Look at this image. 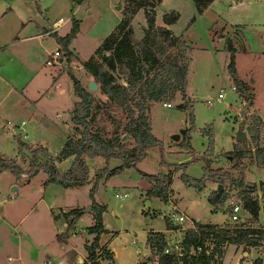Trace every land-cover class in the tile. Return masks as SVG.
Listing matches in <instances>:
<instances>
[{"label": "rangeland", "instance_id": "1", "mask_svg": "<svg viewBox=\"0 0 264 264\" xmlns=\"http://www.w3.org/2000/svg\"><path fill=\"white\" fill-rule=\"evenodd\" d=\"M119 2L121 6L117 10ZM124 7L125 0H83L80 5L73 0H0V80L14 88L12 101H17L34 72L43 69L49 72L51 68L45 66L46 54L60 47L54 35L26 41V38L41 32L36 25L41 24L54 32V22L63 18L66 23L57 30V36L64 37L70 33L72 18L76 19L79 31L70 47L78 59L70 63L64 60L66 67L63 70L73 73L81 86L93 96L90 131L106 141L122 137V145L133 148L135 141L128 134L127 126H134L139 116L135 101L121 108L101 94L97 84V90L90 91L88 84L93 80L82 67V62L93 56L101 42L115 31ZM146 11L152 10L148 8ZM170 11H176L180 16L171 31L181 36L190 48L186 53L190 58L186 88L183 93H175L172 99L146 104L143 114L150 125V133L158 139L160 147L148 149L146 158L135 168L125 169L119 175L101 181L94 194L96 201L106 207L104 226L117 234H113L116 239L112 243L119 255L117 264H138L141 259L147 260L149 249L145 245V234L151 229L165 230V218L172 207L194 225L198 220L201 224L224 227L230 222V205H242V198L248 195L258 202V220L249 222L250 215L245 211L241 219L254 228L264 230V169L244 159L245 168L240 174L232 167L229 156L242 148L235 139L237 127L242 121L245 123L243 132L246 140L243 143L246 150L254 152L257 148H264V0H240L239 3L237 0H220L215 11L207 10L203 14L197 13L192 0H164L154 11L156 27H161L163 14ZM131 27L134 39L141 40L146 27L143 10L132 18ZM15 39L21 41L15 42ZM228 39L236 49L235 68L244 90L235 86L228 75ZM169 53L171 59H175L177 51ZM100 57L95 59L100 62ZM53 68L50 72L55 71ZM118 82L124 83L120 78ZM67 91L70 92L69 87ZM219 94H224L223 100L218 99ZM28 96L32 99V95L28 93ZM57 99L51 104L50 116H53L56 127L53 124L50 133L46 134L42 129L46 126L44 124H49L46 120L33 129L29 124L21 136L14 137L5 125L7 122L20 124L21 119L27 117L10 113L11 116L0 120L1 127H5H0V155L12 160L16 158L14 161L27 171L33 150L31 144L44 140L51 148V156L57 157L64 137L61 119H67V106L74 102L73 99L76 100L74 94L68 100L64 96ZM77 101L80 100L77 98ZM168 104L170 107L165 106ZM189 129L192 130L187 136L183 134ZM175 134L179 135L177 142L171 139ZM123 137L126 139L123 140ZM184 140L192 148V153L185 149ZM210 141H213L212 150L208 147ZM21 142L26 144L24 148H21ZM38 159L43 161L41 156ZM68 160L58 167L60 174L69 169L72 160ZM86 163L92 183L100 169L121 165L120 160L106 162L101 158L86 160ZM183 164L187 165L186 168H178ZM205 167L209 170L206 176ZM138 171L168 177L165 179L168 185L167 204L157 198H147L145 193L153 183L142 180ZM225 173L229 178L221 184L220 176ZM25 177L24 174L16 181L8 171L0 174V264H47L49 260L51 264H68L71 258L78 262L88 238L86 228L90 226L89 217L85 215L78 220L66 242L60 243L56 239L50 245L54 228L63 234L65 224L53 223L49 210L50 207L54 212H59L60 208L86 209L91 185L68 191L55 183L44 185L47 180L44 172H39L27 185L22 184ZM218 186H221L220 191ZM123 194H127V198L119 200L118 196ZM214 194L225 197L216 206L208 203V197ZM174 234L172 236L178 240V232ZM109 238L106 236L104 239ZM67 242L66 249L62 250ZM260 246L255 251L264 254V236ZM240 256L244 257L242 249L229 245L222 257L215 259V264L219 261L222 262L220 264H235ZM256 257L255 252L247 255L248 260ZM261 258L264 262V255ZM101 264L108 263L104 261Z\"/></svg>", "mask_w": 264, "mask_h": 264}, {"label": "trees", "instance_id": "2", "mask_svg": "<svg viewBox=\"0 0 264 264\" xmlns=\"http://www.w3.org/2000/svg\"><path fill=\"white\" fill-rule=\"evenodd\" d=\"M198 14H202L215 0H192ZM80 5L83 0H73ZM162 0H125V7L122 10V19L118 23L115 31L107 36L99 45L94 55L87 61L82 62L84 71L99 86L103 94L111 103L118 107L126 108L130 102L135 101V108L139 116L133 125L127 126L128 134L135 141L133 148H127L122 145V137L113 141H106L98 134L90 131L91 106L93 96L83 88L77 78L68 72L72 83L73 94L80 101L75 104L71 113V122L75 126L74 131L78 138L68 137L65 141L59 155L52 157L43 147H37L30 152L29 168L25 171L21 164L16 161L0 156V174L8 171L19 181L25 174L24 181L27 183L39 172H44L47 176V183H55L64 189L77 188L85 185H91L89 197L91 199L90 211L93 217V225L86 228V232L94 235L90 245L85 246L87 257L83 264H98V258L112 263L113 253L106 247L101 248V255H96L99 248L100 236L106 233L103 225L102 214L106 207L99 205L94 201V194L101 181H106L119 175L125 169L135 168L136 165L147 156V150L159 146L160 142L150 133V125L143 114L148 102H160L164 99H172L175 93H183L186 88V79L188 75L190 58L186 53L190 48L181 36H176L167 28L174 25L180 18L176 11L165 12L162 20L164 26L156 27L154 24V11L160 6ZM151 8V12H148ZM143 10L145 14L146 27L143 30V38L136 43L131 27L132 18ZM79 31V21L72 18V27L70 33L64 37L53 34L57 44L63 50V56L68 63L72 60V52L69 50L71 41L76 37ZM226 49L229 53V63L227 66L230 80L240 90H244L242 82L238 80L235 68L236 49L228 39ZM175 50L177 54L175 59H171L170 51ZM101 56V61L95 59ZM118 78L124 83H119ZM183 131L187 136L189 131ZM213 140V139H212ZM242 148L236 149L231 156V163L234 169L243 174V160L249 159L251 164L264 169V148H257L254 152L246 150L243 142H238ZM26 145H22L24 148ZM184 147L192 153V148L187 140H184ZM210 150L213 149V141L208 144ZM21 150V149H20ZM41 156L43 161L38 158ZM22 155V159H23ZM73 158L69 169L60 174L56 163ZM101 158L106 162L110 160H120L121 165L109 169L107 166L100 169L94 178L93 183L89 179V167L86 160ZM25 161H22V163ZM186 164L178 168H186ZM204 176L208 173V167L204 168ZM142 180L153 183L152 187L145 193L147 198H157L164 204L169 201L168 185L165 179L168 177H158L148 175L138 171ZM228 174L220 176L222 184L228 179ZM186 182V180H185ZM224 196L214 194L208 197V203L216 206L222 203ZM243 210L250 215L251 223L258 220L260 208L256 199L245 195L241 200ZM84 209H71L68 212L61 213L60 216H54V220L60 217L65 223V233L56 235L58 242H66L75 227L78 219L84 214ZM167 231H175L168 218H165ZM264 236V230L250 226L244 219L241 223L233 227L226 224L224 227L204 225L195 223L194 229H188L182 233V239L179 244V251L171 249L170 253L165 254L167 246V236L163 233H148L146 245L151 253V258L140 261L138 264H212L215 259H219L223 254V246L234 245L247 248H255L261 245ZM211 238L213 248L210 254H205V249L201 253H193L197 245H205V240ZM154 259H156L154 261ZM239 264H244L243 260ZM252 264H262L261 259H256Z\"/></svg>", "mask_w": 264, "mask_h": 264}, {"label": "crops", "instance_id": "3", "mask_svg": "<svg viewBox=\"0 0 264 264\" xmlns=\"http://www.w3.org/2000/svg\"><path fill=\"white\" fill-rule=\"evenodd\" d=\"M219 1L220 0H215L208 7V9H206L205 11H207V10L208 11H211V10L215 11L216 7L219 4ZM239 1L240 0H237L238 3H239ZM163 2H164V0H162L161 4H163ZM231 4H233V1H231ZM171 10H173V9H171ZM40 25L41 24H37L36 26H37L38 29L39 28L41 29V32H38L36 35H32L31 37L26 38V41L27 40L31 41V40H35V39H38V40L41 39L42 40V38L44 39L47 35H53V33L57 34V32H58V31L50 32L49 29L45 28L42 25H41L42 27H40ZM160 26H164V24L162 23ZM171 27H172V25L171 26H167V28L170 29V30H171ZM15 40H16L15 42L21 41L20 39H18V40L15 39ZM69 50L72 52V60L78 59V56L76 55L75 51L73 49H71L70 46H69ZM56 51H58L60 53V57H59L58 61L52 63L51 65H47L46 62H47L49 56L52 53L56 52ZM46 57H47V59L45 60V66H47V67H49L51 69L54 67L53 69L55 71L54 72H50L51 69H49V72H46V69H43V70H38V71L34 72L30 83L27 84V86L24 87V89L22 90L21 95L18 97L17 101H12V99H11L12 95L15 92L14 88H12L7 83H3L0 80V120H3L4 117L11 116L10 113L11 114H17V115H23L24 117H27V118L21 119L20 124H17V125L21 126L22 130H21L20 133L17 130H15L13 132L14 137L21 136L25 132V127H27L29 124H32L31 129H33L39 123H41V121H46V120H47L46 122H48L49 124H47V123L44 124L46 126H45V128H42V129L44 130V132L46 134H47V132L50 133L52 131L53 124L56 127V124L54 123V119L52 118L53 116H50V114H52V112H51L52 105L51 104L56 102V101H58L57 98H60V97L64 96V98H66V100H68L71 97V95H73V87H72V91H70V92L67 91L69 85L70 84L72 85V83L70 81L68 73L63 70V67H66L65 66V62H64V60L66 61V58L63 56V50L61 49V47L55 48L53 52H48L46 54ZM66 63H68V62H66ZM28 93L30 95H32V99H30V97L28 96ZM75 99L76 100H74V99L72 100L74 102L70 106H67V110H66L67 113H68L67 119H61L62 120L61 124L63 126L62 130L64 132V137L62 138L63 140L61 141L60 146H59L60 151H61L65 141L67 140V138L69 136L70 137L77 136V134L74 135L76 133L74 131L75 126L71 122V113L74 110L75 104L78 102L76 96H75ZM57 115H59V112L57 113ZM13 117H16V116H13ZM62 117H64V116H62ZM43 119H45V120H43ZM0 124H1V122H0ZM0 127H1V125H0ZM55 127H54V129H55ZM1 128L4 129L5 127L2 126ZM45 129H46V131H45ZM6 130H7V128H6ZM14 133H17V134L15 135ZM23 139H26V135H23ZM24 144L25 143H23L22 145H24ZM37 147H43L51 155V153H50L51 152V148L44 140L33 141V143L31 144V148L35 149ZM19 152H20V150L17 152V155H19L18 154ZM0 156H3V155H0ZM15 159H13V160H15ZM70 160H73V158H70L68 161H70ZM66 161L67 160H65V161H63L61 163H58V165L56 163L57 168L60 165L66 163ZM32 179H30L29 182H27V183L23 180L22 184L27 185V184H29L31 182ZM75 189L76 188H69L67 190L71 191V190H75ZM90 189H89V193H90ZM89 193H88V196H89ZM90 200L91 199L89 197V201L86 202V204H87L86 206H88V207L91 205ZM94 201L96 203H98L95 198H94ZM98 204L100 205V203H98ZM102 206H104V205H102ZM73 209H76V208H73ZM78 209H85V207L78 208ZM69 210H71V209L66 210V209L60 208L59 212H54L53 208L50 207L49 212L51 214V218H53V223H58V222L64 223V220L61 217L58 220H54V216H60L61 213L68 212ZM105 212L102 214L103 225H105V222H104V214H105ZM85 215L89 217L90 226H88V227H91L93 225V217H92L91 212H87V213L84 212V214L78 220L80 221L81 219H83L85 217ZM195 223H200V222L197 220V221H195ZM213 226H216V225H213ZM64 227H65V225H64ZM105 229H106L107 232L100 236L99 244H98L99 248L96 250V255L100 256L101 253H102L101 252V248L102 247H106V249L110 250L111 253H113V261H112V263H109L107 261H105V262H107L108 264H117L118 263L117 260L119 258V255H118V252L112 247V243L116 239V237H114L115 235H113V234H116V232L114 233V232L110 231L107 227H105ZM54 230H55V232L53 231V238H52V241H50V245H53L54 240H56V235L61 234L58 231V229L54 228ZM150 232H152V233H163V234H165L167 236V238H171L173 240H177L176 238H174L172 236V235H176V234H174L175 231H167L166 230V226H165V230H163V231H155V230H152V229L147 231L146 234H145V245H146V237H147L148 233H150ZM177 235L180 237L178 239L180 241L182 239V234L178 233ZM106 236H110V238L105 240L104 238ZM93 238H94V235L88 234V238L85 239V243L83 245V247H84L83 255L80 258L81 260H78V262H76L74 260V258H71L69 260L68 264H83V262L85 261V259L87 257L85 246L90 245L92 240H93ZM67 244H68V242L66 244H64V245L62 244L63 247L61 249L65 250ZM228 246L229 245H226L224 247L223 251H225V249ZM235 247H237V246H235ZM258 247H261V246H258ZM258 247L252 248L253 250L251 248H247V250H244V248L242 246L237 247V249H242L244 257L240 256V259H238L235 264H239V262L242 261V260H243L244 264H252L253 261L256 260V259H261L262 264H264L263 259L261 258V256L264 255V254H262V253L259 254V253H257L258 252L257 250L255 251V249H258ZM249 249H250V251H248ZM251 252H255L258 255V257L254 258L253 260H248L247 255H249ZM140 261H143V260L141 259V260H139V262ZM102 262H104V260H102L101 258H98V264H101ZM219 262L222 263L221 261H219ZM215 263H217V261L212 263V264H215ZM47 264H51V261L50 260L47 261ZM58 264H62V263L59 262Z\"/></svg>", "mask_w": 264, "mask_h": 264}, {"label": "built area", "instance_id": "4", "mask_svg": "<svg viewBox=\"0 0 264 264\" xmlns=\"http://www.w3.org/2000/svg\"><path fill=\"white\" fill-rule=\"evenodd\" d=\"M66 23V20H64L63 18H59L58 20H56L52 26V29L54 32H56L60 27H62L64 24ZM60 57V53L58 51L52 53L46 64L47 65H51L52 63L54 62H57L58 59ZM235 88L233 87L232 88V91H234ZM218 99L219 100H223L224 99V94H219L218 95ZM167 107H170V105H165ZM6 128H7V131L9 132H14L15 130H17L19 133L21 132L22 128L21 126L19 125H16V124H11L10 122H7L6 124ZM125 198H127V194H123V195H119L118 196V199L119 200H124ZM244 212L243 210V207L241 204H236V203H232L230 205V217H229V225L230 224H238V223H241L244 219H241V214ZM167 218L169 219V221L171 222V224L176 227L177 229L175 230V232H178V233H183L184 231L188 230V229H194L195 228V225L193 223H191L189 221V218L186 217L185 215L183 214H178L176 213V208L175 207H172V211L169 215H167ZM190 222V225H187V223ZM181 241V240H180ZM180 241L179 240H173L171 238H167V246L165 247V250H164V253L165 254H168L170 253L171 249H174L175 251H179L180 247H179V244H180ZM213 240L211 238H207L205 240V242L207 244H205L202 248V246L200 245H197L195 247V249H193V253H196V254H199L202 252L203 249H205V254H210V250L213 248ZM225 246H223V249H224ZM151 258V253L149 252V255L147 257V259H150ZM156 259H154L155 261Z\"/></svg>", "mask_w": 264, "mask_h": 264}, {"label": "water", "instance_id": "5", "mask_svg": "<svg viewBox=\"0 0 264 264\" xmlns=\"http://www.w3.org/2000/svg\"><path fill=\"white\" fill-rule=\"evenodd\" d=\"M120 6H121V4H120V2H119V3L117 4V6H116V9L119 10V9H120ZM136 43H138L137 40H136ZM69 87H70V91H72V85H71V84L69 85ZM88 87H89V90H90V91H96L97 88H98L97 85H96V83L93 82V81L90 82V83L88 84ZM244 125H245V123L242 121V122L240 123V125L237 127V131H236V134H235V139H236L237 142H244V141L246 140V136H245V134H244V132H243ZM125 139H126V137H123V140H125ZM171 139H172L174 142H177V141L179 140V135L175 134V135H173V136L171 137ZM22 144H23V143L21 142L20 145H22ZM13 190H14V189H13ZM217 190L220 191V190H221V186H218ZM84 211H85V212H89V211H90V208L87 207L86 209H84Z\"/></svg>", "mask_w": 264, "mask_h": 264}]
</instances>
